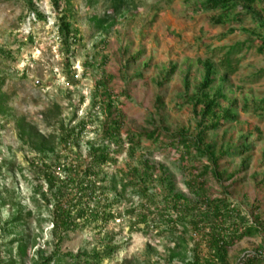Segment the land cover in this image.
Listing matches in <instances>:
<instances>
[{"label": "rangeland", "instance_id": "obj_1", "mask_svg": "<svg viewBox=\"0 0 264 264\" xmlns=\"http://www.w3.org/2000/svg\"><path fill=\"white\" fill-rule=\"evenodd\" d=\"M33 1L44 17L36 16L30 0H0V48L11 51L0 54V94L4 96L0 108V264H42L56 251L84 256L78 260L65 256L60 263L54 256L49 264H87L90 258L85 255L103 249L106 243L119 249L102 264H190L195 254L202 257L200 264H207L211 257L208 224L198 230L187 219V226L178 222L174 232L163 225L155 227L164 223L162 213L177 217L179 211L173 208L170 188L159 181L148 183L146 195L141 192L144 185L129 182L128 175L140 165L141 157L165 168L174 193L194 201L198 199L195 189L203 197L223 199L237 207L248 225L264 221V105L259 110L245 109L247 102L264 99V53L257 50L258 35L242 30L264 32V27L243 12L242 3L230 13L233 17L242 11L241 19L217 24L211 16L218 11H206L205 0H137L119 16L111 32L103 33L95 29L91 17L104 15L110 0H70V4L61 0L60 9L55 0ZM255 7L264 17V3L257 2ZM63 13L78 29L70 53L59 31ZM237 43H246L237 54L239 67L225 78L220 59ZM207 59L217 70L211 92L222 90L228 96L222 100L224 109L237 115L236 120L211 130H204L210 120L201 126L189 98L198 92ZM171 69L174 72L166 79ZM109 96L112 110L108 112ZM115 117L121 119L124 139L131 132L152 130L159 137L143 136L134 155H129L125 142L116 152L117 162L105 167L110 178L104 185L109 199L115 198L117 217L62 233L59 240L53 234L51 217L54 197L48 192L44 200L36 193L37 184L46 188L39 176L41 167L52 164L62 177L70 164L82 171L89 141L101 136V124ZM21 121L58 137L55 152L48 156L38 152L23 136ZM83 121L80 147L59 143L63 128L78 127ZM183 130L191 137L204 130L205 142L217 151L249 148L221 157L223 176L218 179L212 169L205 170L211 165L206 156L196 149L187 151L174 137ZM57 159L59 164H53ZM201 184H205L202 189ZM201 208L205 209L204 203ZM20 211L22 220L11 223ZM22 243L27 248L19 253ZM263 243L260 233L241 238L229 249V263L239 264L246 255L262 251Z\"/></svg>", "mask_w": 264, "mask_h": 264}, {"label": "trees", "instance_id": "obj_2", "mask_svg": "<svg viewBox=\"0 0 264 264\" xmlns=\"http://www.w3.org/2000/svg\"><path fill=\"white\" fill-rule=\"evenodd\" d=\"M33 8V12L37 17H44V14L37 10L33 0H30ZM137 0H110V7L108 11L100 16L93 15L91 17L94 27L97 31L103 33H109L112 29L117 26L119 16L123 15L126 11L130 10L131 6L136 5ZM257 2L264 3V0H205L203 2V8L206 11H218L211 16V20L217 24H224L227 22H233L243 17L244 11L252 15L258 20L264 27V17L256 9L255 4ZM57 7L62 8V1L55 0ZM71 1L68 0L67 4ZM239 3H242V11H236L233 17H230V13L239 7ZM242 30L248 33L257 34L261 44L257 47L260 53H264V32L257 30L251 31L248 28L243 27ZM59 31L63 36V42L68 53L71 52L72 44L77 39L78 29L74 27L72 21L69 19L67 13H63L59 19ZM234 31V30H233ZM246 43H237L230 46L226 53L220 59V66L225 70L224 77L227 78L229 75L236 73L239 67V59L237 54L240 53ZM11 51L4 48H0V54H8ZM205 74L201 85L199 86L198 92L190 96V100L195 107V111L199 117H201V126L206 124L208 120L210 123L204 130H211L221 126L224 121H234L237 119V115L230 109H224L222 100H228V96L222 91L218 90L215 94L211 92L214 82L216 81L215 74L217 72L216 66L211 59L204 61ZM174 72L171 69L166 75V79ZM264 72V70H263ZM159 101L161 98L159 97ZM106 111L112 110V100L109 96L108 103L105 104ZM264 99L258 102H247L245 109L249 110L253 106L255 110L263 108ZM4 106V96L0 94V108ZM201 107L199 110L198 108ZM21 132L23 136L27 137L28 141H32L34 147L38 152L48 156L50 152H55L57 138L55 135H45L39 131L35 126L27 125L24 121L20 122ZM86 127V123H83L78 127L69 129L63 128L59 143L63 144L66 148L80 147L81 141L78 136L79 131ZM101 136L97 137L94 141L88 143V155L87 162L82 171L78 168V165L70 164L65 170V177L58 175L52 164L43 163L41 167L42 175L44 178L43 184H37L38 189L36 193L41 195L44 200L48 199V192L54 197V205L52 210V224L53 234L57 237L62 233L75 231L82 227L88 226L89 224L108 223L110 220L117 217V213L113 209L114 200L108 197V187L104 183L110 178V173L106 170V166L117 162L116 152H120L125 142L129 143V155H134L137 148L141 145V138L146 136L147 138L153 139L159 137L157 130L149 132H131L124 139L121 133L122 122L120 118L110 119L108 118L103 124H101ZM201 130L196 137L188 135L187 130H183L176 134L177 140L180 144L186 147V150L191 152L196 151L206 156L210 161L211 165L207 166L205 170L210 171L218 179H221L223 173L220 171L219 161L221 157L226 155L241 153L247 150L249 147L245 145L242 148H228L225 150L223 147L217 151L216 147L212 144L205 142V131ZM125 140V141H124ZM58 143V144H59ZM112 145L116 146L112 149ZM80 156L79 154L77 155ZM80 156L79 158H81ZM140 165L134 167L131 171V181L144 185L141 189L143 195L148 194V183L160 182L162 186L170 188L171 200L176 210L178 209L177 217H173L170 214H161L162 222L158 226H164L168 230L174 232L178 222L182 224H191L192 228L201 230L204 224H208L210 229L206 232V238L211 252V257L206 259L207 264H230L228 261L229 249L241 238L252 235L254 233H260L264 236V221L256 220L251 225H248L245 218L241 217L240 210L237 207L230 206L227 201L223 199H209L201 196L200 191L197 192L194 189L195 194L198 196L197 200H191L182 193H174L173 183L169 179L168 173L164 167L152 163L149 159L141 157L139 159ZM55 165L59 164V160H55ZM66 166V165H64ZM161 175L158 176V173ZM157 177V178H156ZM195 184V183H194ZM193 186V183L190 184ZM205 184H201L202 189ZM101 193L102 195H98ZM204 203L205 209L201 208ZM181 208V210H180ZM31 212L28 213L30 215ZM23 218L22 211L17 216L13 217L11 223H17ZM187 226V225H186ZM186 228V227H185ZM60 237L59 240H62ZM185 241L184 237H181ZM173 248V252L178 248ZM19 253L27 248V245L19 244ZM119 249V245H111L106 243L104 248L101 250H95L92 255H85L90 258L87 259V264H102L103 260L108 257H112ZM262 251H255L252 254H248L243 257L239 264H264V243ZM56 257V262L60 263L65 256H70L74 260H78L84 256V254L74 255L73 253L62 254L61 252L52 253L51 257H47L42 261V264H49L53 257ZM172 258H175L173 253ZM202 257L199 254H195V260L190 264H200ZM64 264H67L64 262Z\"/></svg>", "mask_w": 264, "mask_h": 264}]
</instances>
